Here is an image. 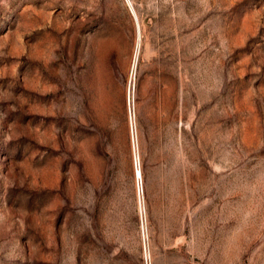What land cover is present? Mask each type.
Listing matches in <instances>:
<instances>
[{
  "label": "rangeland",
  "instance_id": "374dc122",
  "mask_svg": "<svg viewBox=\"0 0 264 264\" xmlns=\"http://www.w3.org/2000/svg\"><path fill=\"white\" fill-rule=\"evenodd\" d=\"M0 264H264V0H0Z\"/></svg>",
  "mask_w": 264,
  "mask_h": 264
},
{
  "label": "bare ground",
  "instance_id": "6f19581e",
  "mask_svg": "<svg viewBox=\"0 0 264 264\" xmlns=\"http://www.w3.org/2000/svg\"><path fill=\"white\" fill-rule=\"evenodd\" d=\"M130 5V4H129ZM130 9H131V6H130ZM132 10V9H131ZM132 14H133V12H132ZM134 15V14H133ZM134 17H135V15H134ZM135 20H136V18H135ZM137 22V21H136ZM139 174V173H138Z\"/></svg>",
  "mask_w": 264,
  "mask_h": 264
}]
</instances>
